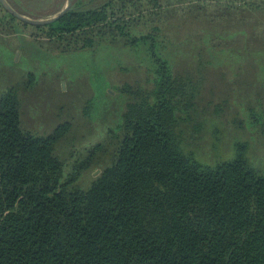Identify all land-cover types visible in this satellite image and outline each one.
Returning a JSON list of instances; mask_svg holds the SVG:
<instances>
[{
    "label": "trees",
    "instance_id": "16d2710c",
    "mask_svg": "<svg viewBox=\"0 0 264 264\" xmlns=\"http://www.w3.org/2000/svg\"><path fill=\"white\" fill-rule=\"evenodd\" d=\"M73 5L54 23L34 27L57 42L80 43L89 34L88 46L117 34L130 58L145 63V76L120 87L127 101L108 132L116 141L113 159L86 189L78 179L102 146L66 172L56 146L70 123L45 134L25 129L16 88L0 95V264H264V171L251 167L243 147L214 167L182 153L178 114L196 87L174 64L180 46L219 58L216 44L247 31L259 36L264 0ZM0 9L3 25L16 30L20 20ZM100 89L84 110L88 117L98 109Z\"/></svg>",
    "mask_w": 264,
    "mask_h": 264
},
{
    "label": "rangeland",
    "instance_id": "374dc122",
    "mask_svg": "<svg viewBox=\"0 0 264 264\" xmlns=\"http://www.w3.org/2000/svg\"><path fill=\"white\" fill-rule=\"evenodd\" d=\"M9 1L33 19L57 15L65 2ZM107 1L72 0V5L92 10ZM20 22L15 30L0 21V95L16 88L25 129L45 134L59 123H70L69 134L56 146L66 172L85 160L96 145L102 146L78 179V186L86 189L113 159L116 141L108 132L120 122L127 101L120 87L143 78L145 63L130 58L117 34L110 42L88 46L83 42L89 34L78 37L80 43L69 37L57 42L46 37L44 29ZM247 32L227 44L215 42L214 52L220 59L190 45L180 46L175 54V70L196 87L192 103L182 104L176 134L182 153L203 167L230 162L243 147L251 167L257 173L264 171V31L257 37ZM225 57L243 59L235 62ZM127 66L137 67L140 75ZM98 86L102 88L97 93L98 109L88 117L84 110Z\"/></svg>",
    "mask_w": 264,
    "mask_h": 264
},
{
    "label": "water",
    "instance_id": "95a60500",
    "mask_svg": "<svg viewBox=\"0 0 264 264\" xmlns=\"http://www.w3.org/2000/svg\"><path fill=\"white\" fill-rule=\"evenodd\" d=\"M72 3V0H65L60 12L52 17L33 19L17 12L7 0H0V5L3 9L16 19L33 26H45L61 19L64 14L68 11Z\"/></svg>",
    "mask_w": 264,
    "mask_h": 264
}]
</instances>
